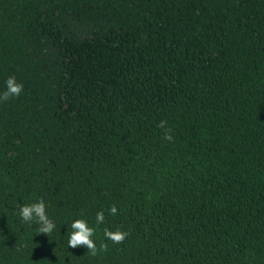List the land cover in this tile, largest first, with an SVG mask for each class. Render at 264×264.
Instances as JSON below:
<instances>
[{
  "label": "trees",
  "instance_id": "obj_1",
  "mask_svg": "<svg viewBox=\"0 0 264 264\" xmlns=\"http://www.w3.org/2000/svg\"><path fill=\"white\" fill-rule=\"evenodd\" d=\"M10 76L0 264H264V0H0ZM41 198L50 237L19 214Z\"/></svg>",
  "mask_w": 264,
  "mask_h": 264
},
{
  "label": "clouds",
  "instance_id": "obj_2",
  "mask_svg": "<svg viewBox=\"0 0 264 264\" xmlns=\"http://www.w3.org/2000/svg\"><path fill=\"white\" fill-rule=\"evenodd\" d=\"M6 90L0 94V101H8L11 98H18L23 92V84L18 83L15 76H10L6 80ZM167 121L161 120L157 125L159 128L163 129L164 135L163 138L165 140H171V129L166 127ZM45 201L41 198L38 202L23 205L19 209L20 217L24 222H37L40 227L38 228V232L41 234H46L50 237L53 230L56 228V225L52 219L49 218L46 211ZM110 215L115 216L118 213V209L116 205H111L108 209ZM105 221V213L104 211H99L96 214V222L97 224H103ZM71 233H68V247L76 249L80 247H84L88 250V254L93 256L97 255L98 249L93 241L92 237L95 234V229L88 226V223L84 219H77L71 224ZM105 237L112 241L114 244H122L127 236L128 232L123 231L121 229H116L115 231L109 230L107 228L104 229ZM99 251H107V245L102 243Z\"/></svg>",
  "mask_w": 264,
  "mask_h": 264
}]
</instances>
